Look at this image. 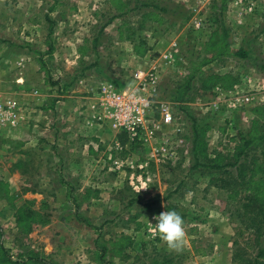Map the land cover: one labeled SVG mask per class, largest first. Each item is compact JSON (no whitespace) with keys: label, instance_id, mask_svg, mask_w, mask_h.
I'll return each instance as SVG.
<instances>
[{"label":"rangeland","instance_id":"1","mask_svg":"<svg viewBox=\"0 0 264 264\" xmlns=\"http://www.w3.org/2000/svg\"><path fill=\"white\" fill-rule=\"evenodd\" d=\"M223 27L229 53L200 67L212 33ZM140 41L145 43L137 46ZM242 47L248 50L245 58L236 54ZM198 65L189 88L186 82ZM138 72L158 75L161 99L174 109L183 132L164 129L161 142H141L129 151L106 145L101 156H86L82 145L97 143L99 136L114 141L117 132L105 126L101 135L100 126L86 123L81 96L102 80L134 86ZM0 73L4 88L21 103L20 125L0 128V244L12 259L32 250L53 264H253L254 254L237 252L235 245L239 204L210 184L214 173L201 163L195 166V127H204L211 155L234 153L240 131L257 125L264 130V0H0ZM226 73L239 79L234 88H222L220 79L202 87L211 76ZM236 91L250 100L233 109ZM40 103L44 114L37 110ZM50 118L48 145L37 147L46 138L43 121L50 124ZM30 119L39 132L35 140L28 135ZM58 132L77 142L79 157L93 161L82 167L93 174L70 179L77 201L72 208L60 201L67 198L66 186L62 189L50 173L31 177L33 169L25 163L30 157L38 166L40 156L45 158L44 173L58 165ZM161 144L165 149L155 152ZM115 156L147 163L137 171L146 187L142 193L133 192L129 173L111 169ZM41 183V194L29 193ZM168 202L188 209L179 251L168 249L150 230ZM24 205L40 209L48 224L23 232L17 208ZM122 234L131 242L118 244L116 255L109 253Z\"/></svg>","mask_w":264,"mask_h":264},{"label":"trees","instance_id":"2","mask_svg":"<svg viewBox=\"0 0 264 264\" xmlns=\"http://www.w3.org/2000/svg\"><path fill=\"white\" fill-rule=\"evenodd\" d=\"M148 5V4H145ZM134 33L129 35L130 40H134ZM227 28L223 27V31H214L207 42L206 53L207 57L199 64L202 67L207 62L213 61L217 56L229 53L230 45L226 40ZM145 42L140 41L137 44L141 45ZM236 54L245 58L248 56V50L244 47L240 48ZM210 55V56H209ZM197 70L191 75L186 85L191 86L190 81L194 78ZM203 77L200 76L199 81ZM220 79L222 88H234L238 82L237 76L230 73L222 76H211L209 81H204L202 87L207 88L209 82ZM196 139H195V166L200 163L212 172L216 177L211 178L210 184L225 190L228 193V198L237 201L239 204V218L241 225L236 231L235 245L237 252L240 250L253 253V264L264 262V130L254 126L248 132L240 131L237 133L235 141V152L224 154L221 151L215 150L211 155L207 144L203 141L204 127L196 124ZM124 142L126 138H121ZM133 146V145H132ZM133 148V147H132ZM128 153V152H124ZM200 153L202 156H200ZM231 168H234L232 170ZM182 184L178 185L175 191L181 190ZM31 203L33 201H30ZM166 211H176L181 215L184 221V226L188 222V209L180 203L168 202L165 205ZM18 224L23 225V232L29 233L32 230L33 224L45 225L49 222V218L42 214L40 209H32L27 205L17 208ZM135 216H133L134 218ZM113 248L110 247L108 252L116 255L115 248L118 244H128L131 242V237L125 234L115 238ZM115 246V247H114ZM107 250V249H106ZM240 256V253L238 254ZM125 259V258H124ZM0 264H53L48 262L42 254L36 251H29L27 257H19L16 260L12 259L9 250L0 244ZM110 264H115L110 262ZM132 264V263H124Z\"/></svg>","mask_w":264,"mask_h":264},{"label":"built area","instance_id":"3","mask_svg":"<svg viewBox=\"0 0 264 264\" xmlns=\"http://www.w3.org/2000/svg\"><path fill=\"white\" fill-rule=\"evenodd\" d=\"M135 76L138 82L134 86L123 87L114 81L102 80L90 87L87 92L86 123L102 128L108 126L115 130L117 137L115 136L114 140V150L129 149L141 142L150 144L161 142L164 129L172 128L176 133H182L184 130L183 123L179 121L174 109L161 99L163 93L159 87L158 75L154 72L145 77L138 72ZM32 91L34 95L39 97L42 95L38 89ZM236 93L237 96L230 104L233 109H238L241 103L250 100L249 96H238L239 92ZM20 109L21 103L13 93L4 88V79L0 73V128H17L21 121ZM50 120L49 126L54 122L53 118ZM121 134L128 136L127 142L119 137ZM159 149H165L163 144L156 148L155 152ZM155 152L149 157H155ZM112 165L119 172L129 173L133 188L137 192L146 189L145 183L141 181L142 175L137 171L146 168L147 163L128 157H116ZM134 180L141 183L134 184ZM153 229H150L151 232Z\"/></svg>","mask_w":264,"mask_h":264},{"label":"crops","instance_id":"4","mask_svg":"<svg viewBox=\"0 0 264 264\" xmlns=\"http://www.w3.org/2000/svg\"><path fill=\"white\" fill-rule=\"evenodd\" d=\"M24 59L23 58V62H24ZM83 98L82 100V103L80 104V108H81V111L85 112V107L88 103V97L87 95H83L81 96ZM37 110H39V112H42L44 114L45 110H43L41 107H42V104L40 103L38 106H37ZM36 110V111H37ZM38 112V113H39ZM44 118L46 117V114L43 116ZM59 117H56V121H55V126L57 127V119ZM51 119V118H50ZM55 120V119H54ZM43 121V120H41ZM47 120L43 121V124H44V131L43 133L44 136L43 137H46L45 139L42 140V138H40L39 140V145L37 147H44L46 148L47 145H48V142L49 140H47V127L49 126V122L47 123L46 122ZM49 121V120H48ZM30 122V123H29ZM28 124H27V129L29 130V139L30 140H35V134H39V132L36 130V126H35V122L33 120H29ZM84 125H86L84 123ZM26 128V127H25ZM59 129V126L57 127ZM96 129L99 130V132L101 133V135H105V133H103V129L104 128H100V127H96ZM58 131V130H57ZM49 139V138H48ZM94 140H97L98 142L95 143L94 141H88V144L85 146V145H82V147H87L88 148V151L86 154V156H89V154H95L94 156L97 155L98 156H101L100 154H102L101 152H103L105 150V147L107 145L108 148H110L112 145V147H114V141H105L103 137H98V138H94ZM42 143H43V146H42ZM76 143V144H75ZM85 144V143H84ZM55 148H58L60 149V154L59 157H57V161L56 163L58 165H55L54 167L53 166H50L49 168V171L48 172H42L44 170V167H45V163L48 164L47 160H45V158L41 157L39 158V162H38V166L36 165V163H34L35 160H32L30 157L29 159H26L25 160V163H27L31 169H33V172H31V177H37V178H40V179H44V177H46L48 175V173L52 174L53 176H55L59 181H58V184L59 186L61 187V184L63 187H61L62 189H64V187L66 186L68 188L67 191H65L66 195H67V198H62L60 201L62 202V205L63 206H68V205H73L74 206H77V201L74 199V192L72 190L73 187H70L73 183L70 182V179L71 178H79L81 176H88V173H94L93 171H89V167L86 168V171H84L82 169V167L84 166L83 163L84 161H87L88 163H93L92 160H88L86 158H81L79 157L80 156V150H79V145L77 144V142H75L73 139L71 140V142H69V140H67L63 134H61L60 132H58V135L57 137L55 138ZM134 146V145H133ZM129 148L130 150L132 149V147ZM69 149H71L72 152H69ZM113 150V149H112ZM125 151H129L128 149H126ZM68 153V155H65V153ZM130 156V155H128ZM91 157V156H90ZM116 157V156H115ZM115 157H111V169H112V162L114 160ZM100 158V157H99ZM102 160V159H101ZM101 160L98 159L97 161L101 163ZM108 165V166H110ZM29 168V170H30ZM46 168V167H45ZM84 168V167H83ZM47 171V170H45ZM68 180V181H66ZM41 184H39V188H37L36 190H32V189H29V193L31 194H41V192L43 191L41 188ZM65 187V188H66ZM133 188V187H132ZM134 189V188H133ZM77 190H79V186L77 188ZM135 191V193H142V192H137L135 189L133 190V192ZM59 199V197H58ZM72 208V206L70 207ZM48 224V223H47ZM42 225V224H40ZM46 225V224H45ZM132 238V237H131ZM32 251V250H31ZM37 252V251H36ZM40 253V252H39ZM109 254V253H108ZM42 257H44L46 260H49V257H46L44 255H42ZM124 263H131L130 261H126V262H122V264Z\"/></svg>","mask_w":264,"mask_h":264},{"label":"clouds","instance_id":"5","mask_svg":"<svg viewBox=\"0 0 264 264\" xmlns=\"http://www.w3.org/2000/svg\"><path fill=\"white\" fill-rule=\"evenodd\" d=\"M156 223L152 235L159 236L170 250H181L184 240V221L176 211H163L154 217Z\"/></svg>","mask_w":264,"mask_h":264}]
</instances>
